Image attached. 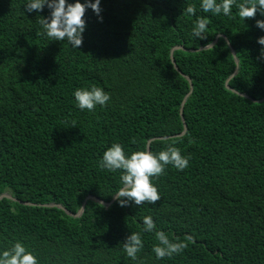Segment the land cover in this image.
<instances>
[{"label": "trees", "instance_id": "trees-1", "mask_svg": "<svg viewBox=\"0 0 264 264\" xmlns=\"http://www.w3.org/2000/svg\"><path fill=\"white\" fill-rule=\"evenodd\" d=\"M25 2L0 0V197L11 196L0 200V247L23 240L41 264H264V16L245 24L235 6L215 16L200 0H102L103 19L88 9L72 49L41 35L49 9ZM189 4L211 17L207 40L191 35ZM93 84L112 99L81 111L73 92ZM151 141L156 153L180 148L190 166L153 178L155 205L121 207L119 172L98 159L113 142L131 154ZM148 215L188 247L156 259ZM132 232L144 240L138 260L123 248Z\"/></svg>", "mask_w": 264, "mask_h": 264}, {"label": "clouds", "instance_id": "clouds-1", "mask_svg": "<svg viewBox=\"0 0 264 264\" xmlns=\"http://www.w3.org/2000/svg\"><path fill=\"white\" fill-rule=\"evenodd\" d=\"M102 0H26L24 7L28 13L43 12L45 7L49 9L47 17H40L38 23L41 26L40 34L53 42H67L72 49H79L84 43V33L87 21L85 14L88 9L93 10L97 16L103 17ZM236 15L246 24L250 18H255L259 13L264 16V0H200L199 9L203 13H212L215 16H233V8ZM195 16L192 24L191 35L199 40L208 39L209 22L211 17L207 15L197 16L195 4H189L184 8L183 14ZM256 26L264 30V19H257ZM257 43L264 46V36L257 39ZM215 48L210 41L203 49L208 51ZM261 57H264V47L260 49ZM229 86V85H228ZM73 103L81 111L94 112L98 106L107 107L112 99L111 93L105 88L93 84L86 87H78L73 92ZM98 167L112 173L119 172L120 187L112 195L121 207L131 204L143 206L146 202L155 205L161 200V195L153 178L165 173L171 165L179 171H184L190 166V157L183 155L180 148L169 145L158 153L145 150L128 154L125 146L119 142H113L103 155L98 159ZM143 232L154 233L156 243L152 247L156 259L163 260L174 255L181 254L187 247L186 241H173L164 230H157V224L151 215L143 217ZM192 239V237H188ZM123 248L127 256L133 260L139 259V253L144 248V240L141 232H132L123 242ZM0 264H41L39 255L30 250L23 240H16L10 247H0Z\"/></svg>", "mask_w": 264, "mask_h": 264}, {"label": "water", "instance_id": "water-1", "mask_svg": "<svg viewBox=\"0 0 264 264\" xmlns=\"http://www.w3.org/2000/svg\"><path fill=\"white\" fill-rule=\"evenodd\" d=\"M219 39H220V37H218L216 40H215V42H214V46L218 43V41H219ZM176 49H181V47H177V48H175L173 51H172V54H173V52L176 50ZM203 48H201V50H202ZM233 51V50H232ZM233 54L235 55V52L233 51ZM172 59H173V63H174V66H175V68L178 70V71H180L179 70V68H178V66H177V64H176V62H175V59L173 58V55H172ZM236 62L238 63V60L236 59ZM237 72H238V68L236 69V73H235V75L237 74ZM188 80H189V82H190V84H191V88H193V85H192V83H191V80H190V78L189 77H186ZM229 85V83H227V88L228 89H232L230 86H228ZM191 92H192V90H191ZM188 98V97H187ZM187 98L185 99V102H186V100H187ZM255 101V100H254ZM258 102H264V100H260V101H258ZM152 143V141L151 142H149V145H148V150H150V144ZM3 198H11V196L9 195V194H3L1 197H0V200L1 199H3ZM91 199H94V200H96V201H99L100 203H102V204H105V205H108V204H106V203H104V202H102V201H100V200H98V199H96V198H93V197H91ZM116 199H114V201H115ZM50 206H52V207H54V206H56V205H50ZM56 207H59V208H61V209H63L64 210V208L62 207V206H60V205H58V206H56ZM84 210H85V204H84V206H83V208L81 209V211L78 213V215H77V217L78 216H81L82 214H83V212H84ZM66 211V210H65ZM70 215L72 214V213H70V212H68ZM73 215V214H72Z\"/></svg>", "mask_w": 264, "mask_h": 264}]
</instances>
